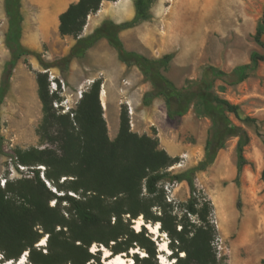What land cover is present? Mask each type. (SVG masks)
Listing matches in <instances>:
<instances>
[{
  "label": "trees",
  "instance_id": "trees-1",
  "mask_svg": "<svg viewBox=\"0 0 264 264\" xmlns=\"http://www.w3.org/2000/svg\"><path fill=\"white\" fill-rule=\"evenodd\" d=\"M105 1L118 0H80L61 14V36H73L76 43L66 56L47 62L40 53L22 45L21 0H5L9 19L5 43L11 59L2 75L0 108L10 89L12 72L22 57L34 56L44 71L58 69L62 77L67 78L73 60L84 59L89 49L105 39L115 49L121 63L128 68H138L144 80L151 83L152 90L143 96L144 106L149 107L155 99L163 98L168 118L175 120L187 115L195 102L199 103L212 124L204 157L196 166L172 174L169 169L180 162L179 158L160 148L157 137L133 132L125 105L121 107L118 135L110 139L101 101V80L94 81L83 93L75 110L59 114L54 103L60 97L50 92L48 72H39L37 85L43 118L37 131L49 146L19 151L16 158L23 166H44L46 181L41 178L40 170L32 169V179L7 183L5 188L0 185V263L19 262L25 253L31 264L100 263L102 247L112 249L113 254H123L138 246L147 256H135L136 264H159L158 247L146 225L160 224L161 233H166L170 239L172 254L169 258L175 261L173 264H220L215 247L219 237L213 220L215 207L212 200L198 190L196 175L211 168L228 141L237 138L235 182L240 185V175L247 165L245 148L250 136L231 116L245 124L257 125L258 120L249 116L243 119L240 106L221 97L215 83L221 80L228 86L239 85L264 62V15L254 36L262 53L254 51L249 64L231 72L207 66L199 80L188 81L178 88L165 75L173 54L149 59L127 50L121 39L123 31L152 20L151 10L157 0H135L132 20L122 23L104 20L93 33L82 36L88 17L96 14ZM0 154H3L1 136ZM165 181L187 183L190 197L184 204L185 221L177 222L175 216L157 206L156 200H167L164 188L160 187ZM46 182L52 184L54 190ZM144 188L151 197L143 195ZM153 208H157L159 214L153 212ZM140 218L145 225L137 232L132 228V221ZM44 238L47 239L45 251L37 246ZM95 243L100 249L92 252Z\"/></svg>",
  "mask_w": 264,
  "mask_h": 264
},
{
  "label": "rangeland",
  "instance_id": "rangeland-1",
  "mask_svg": "<svg viewBox=\"0 0 264 264\" xmlns=\"http://www.w3.org/2000/svg\"><path fill=\"white\" fill-rule=\"evenodd\" d=\"M0 1L1 85L5 65L11 59V52L5 43L9 24L5 12V0ZM120 1L123 2V0ZM158 1L151 10L152 20L141 26L144 32L143 39L137 35L132 36L128 32L122 34L121 39L127 50L140 53L149 59H160L167 54H173L174 58L165 75L178 88L184 87L188 81L199 80L202 77L203 70L207 66H202L195 72L192 66L193 59H226L231 51L239 56L247 50H251L252 44L256 43L254 40L255 35L251 38L241 39L238 36L239 34L230 30L206 32L203 29L202 17L188 13L185 6L178 3L177 0H165L160 9L157 7ZM257 1L259 7L264 5L263 0ZM118 8L115 4H109V6L105 4L102 10L111 12L113 9L117 10ZM106 20L112 19L110 17ZM228 28L230 29V26ZM260 51L263 52L262 49ZM43 59L47 62L56 60ZM73 61L74 66H70L67 78L62 77L58 69H51L58 79L63 80L65 83V91L57 93L60 100H56V102L59 107L63 105L60 110L68 108L67 113L75 110L81 100L79 92L84 93L87 91L96 80L102 81L101 92L103 89L106 91L103 100L101 97V101L105 117L108 119V96L113 98L121 107L125 105L129 109L125 101L128 96L133 95L134 103L139 105L138 102L142 96L141 87L149 82L144 80L138 68H128L119 59H75ZM101 67H106L108 71L102 73L99 71ZM71 69L74 71L79 70V72L72 73ZM80 69H84V72H80ZM132 71H135L136 77H138L135 82H130L127 79ZM39 72L45 71L34 56L22 57L12 72L10 89L0 108V136L3 146V154H0V185L3 179H8L7 183L32 179V169L44 167L25 166L26 171L21 172L18 168V165L21 164L16 158L19 151L32 148L44 149L49 146L42 141L37 131L43 118L42 103L39 99L37 85V74ZM19 74L21 75L19 76ZM149 84L151 85V83ZM261 84L264 87V79L261 80ZM251 86L248 85L244 88H241V85L228 86L221 80H217L215 83L216 91L221 97L234 104H236L234 101H239L237 105L240 106L243 119L249 116L258 120L257 125L245 124L231 116L234 123L243 127L250 136V143L245 148L247 165L240 175L239 187L235 182L237 177V138L229 140L220 153V158H226L227 164H216L207 171L196 175L198 190L205 193L212 200L215 207L213 220L219 230L215 247L218 251L220 264H262L264 261V180L262 179L264 170V118L261 114L264 105L246 100L245 92L252 88ZM158 99L156 110L151 111L153 105L149 107L150 113L147 115L146 121H143L144 129L149 136L159 139L160 148L165 149L172 157L179 158L180 162L169 169L172 174H177L196 166L203 159L205 144L211 134V120L203 114L198 102L191 106L187 115L171 120L167 116L165 100L163 98ZM58 112L64 114L62 111L58 110ZM134 115L136 119L137 114ZM110 124V129L108 126L109 136L111 140H114L117 135H113L112 123ZM136 129L137 126H131V130L135 133H137ZM12 168L17 169L18 172L10 178L9 174ZM40 172L42 175V170ZM64 179L61 180V183ZM171 185L173 184L165 181L160 187L164 188L166 193L168 187L172 189L175 197L174 203L158 199L156 200L157 206L175 216L177 222L185 221L184 204L187 203L190 197L188 185L187 183H180L179 186L174 188H171ZM47 186L54 190L52 184H47ZM143 195L151 197L145 188ZM53 205L54 201L51 202V206ZM63 207H65V204H63ZM156 211L159 214L157 208H153V212ZM190 219L194 220L195 218L190 217ZM132 224V228L135 229V222L132 221ZM148 231L152 241L158 247V254H162L168 261L173 262L169 258L172 251L170 255H167L159 250V243L167 241L169 246L170 239L167 234L161 233L160 236H156L149 229ZM113 245L114 243H111V246ZM94 247L100 249V245L95 243L92 245L91 251ZM38 248L45 251L47 243L45 246ZM134 249L138 253L134 254L132 252ZM134 249L123 254L132 259L135 256L141 258L140 254L143 257L144 255L147 256L145 251L138 246H134ZM109 250L111 253L113 252L112 249ZM1 259L2 254L0 253V261ZM90 263L106 264L103 255L100 258V263L97 261H91Z\"/></svg>",
  "mask_w": 264,
  "mask_h": 264
},
{
  "label": "crops",
  "instance_id": "crops-1",
  "mask_svg": "<svg viewBox=\"0 0 264 264\" xmlns=\"http://www.w3.org/2000/svg\"><path fill=\"white\" fill-rule=\"evenodd\" d=\"M80 0H21L22 3V45L32 51L40 53L45 59H59L66 56L70 49L75 45L76 40L73 36H61L60 34V16L68 10L70 5L78 3ZM135 0H118L117 2H103L101 10L96 14H91L88 17L87 25L84 29L82 36H87L107 18H110L116 23H122L132 20L135 16ZM165 0H159L157 7L160 9L164 5ZM178 3L185 6V10L193 15H200L202 17V23L204 30L210 32L213 30L225 31L230 30L239 34L242 39L251 38L256 34L257 27L260 19L264 15L263 6L259 7L257 0H177ZM264 1V0H263ZM115 4L119 8L108 12L102 10L104 5ZM1 5V1H0ZM153 9V8H152ZM228 21V22H227ZM147 22L123 31L130 33L132 36L137 35L143 39L144 32L142 25ZM230 26V29L228 28ZM134 38V37H133ZM145 40V39H144ZM264 42V36L262 37ZM171 43V41L169 40ZM262 48L253 43L251 50H247L241 55L234 54L233 51L229 52V57L226 59H193L192 66L196 71L202 66H213L219 68L225 72H231L238 66L247 65L251 62V54L253 51L261 53ZM78 59V58H75ZM84 59H118L117 52L113 49L107 40L102 39L94 47L88 50ZM179 60V59H178ZM74 66V61L72 62ZM177 64V63H176ZM186 64V63H185ZM189 64V63H188ZM125 66V65H124ZM73 68V67H72ZM84 72V69H80V72ZM102 73L108 71L106 67H101L99 70ZM71 72L77 73L79 70ZM137 74L132 71L127 78L130 82H135ZM86 79V78H85ZM264 79V62H262L258 69L243 83L239 84L242 87L252 85L250 89L245 92V98L247 101H253L256 104L264 105V87L261 84V80ZM245 84V85H244ZM149 83L143 84L141 87V99L138 102L139 105L134 103L132 97L128 96L125 101L128 106L133 108V123L137 126L136 132L139 135H148L144 129L143 121H146L147 115L150 113L149 107L144 106L143 96L146 92L151 90ZM139 91V93H140ZM109 98V99H108ZM107 104L109 111V119L105 117L107 124L110 127L112 123L113 135H118L120 128V115L121 106L117 104L113 98L108 96ZM159 99H155L153 110H156ZM239 104V101H234ZM115 104V105H114ZM143 106V107H142ZM261 111L262 118H264V106ZM113 112V113H112ZM137 118L135 119V115ZM168 116V115H167ZM155 117V116H154ZM153 117V118H154ZM136 121V122H135ZM221 153V152H220ZM220 153L217 157L216 164H227L226 158H220ZM210 169V168H209Z\"/></svg>",
  "mask_w": 264,
  "mask_h": 264
},
{
  "label": "bare ground",
  "instance_id": "bare-ground-1",
  "mask_svg": "<svg viewBox=\"0 0 264 264\" xmlns=\"http://www.w3.org/2000/svg\"><path fill=\"white\" fill-rule=\"evenodd\" d=\"M20 75L21 74H19V76ZM80 93H82V91L79 92V97H80ZM105 93H106V91H105V89H103L102 92H101L102 100H103V96L105 95ZM104 104H105V102H104ZM143 225H145L144 220H143V218H140V219H138V220L135 221L134 228H135V230L137 232H140L142 230ZM146 226H147V228L150 230V232L152 234H154L156 236L157 235L158 236L161 235L160 224H156L155 226L148 224ZM163 236H165V234H163ZM46 243H47V239L44 238L38 244V246L39 247H43V246L46 245ZM158 245H160V249H159L160 252H164L167 255H170L171 254V249L169 248L167 241H164L163 243H159ZM101 250L103 252V258H104V262L106 264H132V258H130L129 256H127L126 254H118L116 256H113L112 253H111V251L109 249L103 247ZM96 251H98V249H96L94 247V249L92 250V252H96ZM132 252L134 254L135 253H138V251H135V249ZM27 256H28V254L25 253L24 256L20 259V261L18 263L7 262L5 264H27L28 263ZM144 257H145V255H144ZM159 260H160V264H173L175 262V261H173V262L172 261H168L166 259V257L163 256L162 254H160Z\"/></svg>",
  "mask_w": 264,
  "mask_h": 264
},
{
  "label": "built area",
  "instance_id": "built-area-1",
  "mask_svg": "<svg viewBox=\"0 0 264 264\" xmlns=\"http://www.w3.org/2000/svg\"><path fill=\"white\" fill-rule=\"evenodd\" d=\"M45 72H48V74H49L50 92H51V94H53V93H61L62 91H65V83H64L63 80L58 79L57 75L51 70H48V71H45ZM82 95H83V93H80V98H82ZM54 106L59 111H62V113H64V114H67V112L69 111L68 108H64L65 110L64 109L60 110V108L63 105H60L61 107H59L57 102L54 103ZM128 110H129L128 113L130 115V124H131V126H134V123H133V120H132L133 113H134L133 108L131 106H129ZM18 168L20 169L21 172L26 171V167L23 166V165H18ZM37 168H38V170H42V175L41 176L45 180V176H44L45 167H37ZM17 172H18L17 169L12 168L11 171H10V174H9L10 178L15 176ZM7 182H8V179H3L2 182H1V186L3 188H5L6 185H7ZM47 184H49V183H47ZM176 186H179V183H177V182L173 183V185H171V188H174ZM166 190H167V193H166L167 201L169 203H174L175 197H174V193H173L172 189H170V187H168Z\"/></svg>",
  "mask_w": 264,
  "mask_h": 264
},
{
  "label": "water",
  "instance_id": "water-1",
  "mask_svg": "<svg viewBox=\"0 0 264 264\" xmlns=\"http://www.w3.org/2000/svg\"><path fill=\"white\" fill-rule=\"evenodd\" d=\"M143 220H144V219H143ZM146 228H147V226H146ZM102 248H103V247H102ZM102 248H101V249H102ZM112 255H113V256H116V255H118V254H113V253H112ZM19 261H20V260H19ZM17 263H18V262H17Z\"/></svg>",
  "mask_w": 264,
  "mask_h": 264
},
{
  "label": "flooded vegetation",
  "instance_id": "flooded-vegetation-1",
  "mask_svg": "<svg viewBox=\"0 0 264 264\" xmlns=\"http://www.w3.org/2000/svg\"><path fill=\"white\" fill-rule=\"evenodd\" d=\"M8 29H9V24H8ZM8 31V30H7Z\"/></svg>",
  "mask_w": 264,
  "mask_h": 264
}]
</instances>
